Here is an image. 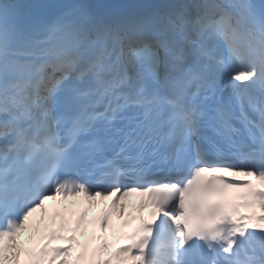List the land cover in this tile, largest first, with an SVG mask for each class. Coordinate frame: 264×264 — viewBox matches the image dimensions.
Here are the masks:
<instances>
[{
    "label": "snow or ice",
    "instance_id": "6c2138e0",
    "mask_svg": "<svg viewBox=\"0 0 264 264\" xmlns=\"http://www.w3.org/2000/svg\"><path fill=\"white\" fill-rule=\"evenodd\" d=\"M218 172L264 183V0H0V254L50 199L138 192L133 264H264V214L227 191L252 181Z\"/></svg>",
    "mask_w": 264,
    "mask_h": 264
},
{
    "label": "rangeland",
    "instance_id": "374dc122",
    "mask_svg": "<svg viewBox=\"0 0 264 264\" xmlns=\"http://www.w3.org/2000/svg\"><path fill=\"white\" fill-rule=\"evenodd\" d=\"M126 203H129V201L122 203V205H124ZM130 203H132V202H130ZM2 256H3V259H2V261H0V264H9V261L7 259H5V257H4L5 255H2Z\"/></svg>",
    "mask_w": 264,
    "mask_h": 264
},
{
    "label": "bare ground",
    "instance_id": "6f19581e",
    "mask_svg": "<svg viewBox=\"0 0 264 264\" xmlns=\"http://www.w3.org/2000/svg\"><path fill=\"white\" fill-rule=\"evenodd\" d=\"M123 200H126V197H124V198H123ZM144 212L146 213V212H147V210H145V209H144Z\"/></svg>",
    "mask_w": 264,
    "mask_h": 264
}]
</instances>
